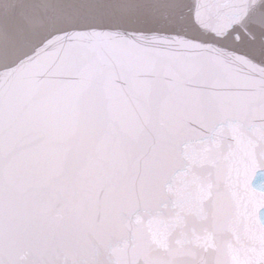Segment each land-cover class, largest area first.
Masks as SVG:
<instances>
[{
    "label": "snow or ice",
    "instance_id": "obj_1",
    "mask_svg": "<svg viewBox=\"0 0 264 264\" xmlns=\"http://www.w3.org/2000/svg\"><path fill=\"white\" fill-rule=\"evenodd\" d=\"M0 264H264V0H0Z\"/></svg>",
    "mask_w": 264,
    "mask_h": 264
}]
</instances>
